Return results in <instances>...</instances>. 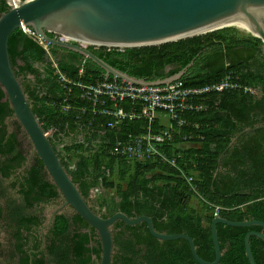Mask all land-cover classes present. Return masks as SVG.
<instances>
[{
  "label": "trees",
  "instance_id": "1",
  "mask_svg": "<svg viewBox=\"0 0 264 264\" xmlns=\"http://www.w3.org/2000/svg\"><path fill=\"white\" fill-rule=\"evenodd\" d=\"M9 7L7 0H0V14ZM262 43L261 37L245 33L237 26H224L154 45H89L107 62L137 77L165 78L191 62L180 78L186 86L218 82L231 72L232 80L241 85L259 87L256 95L242 87L211 91L198 99L206 108L183 112L187 124L179 128L167 147L170 155L177 156L180 168L162 160L129 159L110 151L116 139L128 133L146 132L149 122L146 117H138L109 128V115L81 109L89 102L79 97L80 87L74 83L65 87L56 69L85 84L114 78L106 76L105 70L92 59L52 44L48 49L53 59H47L46 49L21 28L10 34L8 49L35 113L51 134L73 180L85 198L91 200V206L98 212V207H104L101 213L105 216L117 210L132 217L151 215L157 230L189 233L199 254L213 260L214 205L221 206L219 215L233 220H264V127L243 133L223 153L238 132L264 122ZM67 104L69 108H65ZM13 113L0 83V222L10 234L6 248L0 241L5 264H99V233L75 210L55 216L41 248L38 227L45 218L37 213L38 205L62 196V192L37 152L20 170L27 161V150L20 138L22 126L12 117ZM163 127L157 118L150 129L157 132ZM70 131H84L85 140L66 141L60 151L57 143ZM187 133L193 134L190 141L201 144L180 146L187 141ZM94 139H98V144H86ZM69 152L78 156L74 166L69 163ZM182 170L194 176L201 196L192 189ZM101 186L115 189L118 197L101 194L93 199L91 190ZM192 196L199 198L200 209L190 203ZM217 228L222 249L218 264H251L245 236L252 229L264 231V226L219 222ZM113 234L112 264H201L194 258L186 238L161 240L151 233L146 221L131 225L119 219ZM250 242L256 264H264V240L252 234Z\"/></svg>",
  "mask_w": 264,
  "mask_h": 264
},
{
  "label": "water",
  "instance_id": "2",
  "mask_svg": "<svg viewBox=\"0 0 264 264\" xmlns=\"http://www.w3.org/2000/svg\"><path fill=\"white\" fill-rule=\"evenodd\" d=\"M7 2L9 9L0 14V83L14 110L13 117L20 122L32 142L33 151L39 154L50 178L65 197L63 204L52 211L50 222L65 205H71L99 233L102 243L99 264H112L115 246L113 226L119 219L131 225L146 221L151 233L161 240L186 238L194 258L201 264L220 262L222 249L217 228L219 222L230 225L264 226V220L261 219L233 220L219 214L215 215L211 223L215 258L208 260L199 254L189 233L159 231L155 228L151 215L141 214L132 217L123 210H117L105 216L95 210L63 164L51 141V134L43 128L13 68L8 49L10 34L22 25H29L52 45L72 49L85 58L92 59L105 70L106 76L114 75L136 84H166L180 79L191 62L165 78L147 79L131 75L110 64L89 45L114 47L154 45L205 33L231 25L233 21L242 20L257 32L254 35L262 38L264 56V0H17L15 4H12V0ZM60 36L69 40H64ZM46 58L51 59L49 52H46ZM259 127H264V122L242 129L231 139L223 153L243 133ZM252 234L264 240V231L252 229L245 236L246 253L251 264H256L250 242Z\"/></svg>",
  "mask_w": 264,
  "mask_h": 264
},
{
  "label": "built area",
  "instance_id": "3",
  "mask_svg": "<svg viewBox=\"0 0 264 264\" xmlns=\"http://www.w3.org/2000/svg\"><path fill=\"white\" fill-rule=\"evenodd\" d=\"M16 2L17 0H12V4ZM21 29L40 43L50 54L48 46L51 43L40 32L29 25H22ZM60 37L69 40L64 36ZM51 59H53L52 55ZM54 64L57 66L56 62ZM56 71L59 73L60 81L65 87L67 83H74L80 87L79 97L89 102V106L81 108L83 111L88 109L93 113L110 116V119L106 122L107 127L115 128L127 119L138 117L148 119L149 124L146 132L128 133L125 137L116 139L110 148L113 154L136 160H162L178 168L180 167L177 156L170 155L167 147L173 142L179 128L187 124L183 112L206 108L205 103L198 101L199 97L205 96L206 93L211 91L220 92L237 87H242L244 91L255 95L260 92L258 86L241 85L239 82L232 80L231 72L227 73L218 82L201 86H186L181 79L166 84H136L118 77L112 79L105 77L95 83L85 84L68 77L58 67ZM82 71L83 68L81 67L80 72ZM69 107V104L65 105V108ZM159 112L166 113L171 122L159 131L152 132L150 129L151 123L157 119ZM192 137V133L184 135L187 141H190ZM182 172L192 189L200 195L194 183V176L187 174L184 170ZM220 208L221 206L214 205L216 215H218Z\"/></svg>",
  "mask_w": 264,
  "mask_h": 264
},
{
  "label": "flooded vegetation",
  "instance_id": "4",
  "mask_svg": "<svg viewBox=\"0 0 264 264\" xmlns=\"http://www.w3.org/2000/svg\"><path fill=\"white\" fill-rule=\"evenodd\" d=\"M20 78V77H19ZM21 80V79H20ZM12 117H13V115H12ZM15 118V117H14ZM10 120V117H8L7 118V121H9ZM11 130V129H10ZM22 132H24L25 133V135L27 136V139H28V142H27V144L26 145H24L25 146V149L27 150V161H26V163L24 164V166H22L21 168H20V170L21 169H23V167H25L29 162H30V160L32 159V157L34 156V154H35V151H33V145H32V142H31V140H30V138L28 137V135H27V133L25 132V130L22 128V131H21V133ZM79 133H82L83 135H84V131H81V132H78V131H70L69 132V134L67 135V134H65V135H63V137H62V140H59V142H62V141H66L67 140V137H71L72 138V136L73 135H76V134H79ZM65 201V197L63 196V194H62V196H60V197H58V198H56V199H54V200H52V201H49V202H41L39 205H38V207H39V209L40 210H37V213H39L40 214V216L41 217H44L45 219L42 221V223L39 225V227H38V231H39V234H38V236L40 235L41 236V239H42V243H41V248L43 247V245H44V240H45V232H46V230L52 225V223L54 222V219H55V216L58 214V213H61V212H64V213H67V214H70V213H72L73 211H74V209H73V207L71 206V205H69V204H67V205H65L59 212H57L56 214H55V216H54V218H53V220L50 222V215H51V213H52V211L56 208V207H58L59 205H61V204H63V202ZM2 202V199L0 198V203ZM50 202H52V203H54V202H60V204L58 205V206H56L50 213H48L47 212V209H46V205L48 204V203H50ZM89 203L90 204H92V202H91V200H89ZM50 222V223H49ZM49 223V225H47ZM0 227L1 228H6L7 229V237H6V241L5 240H3L2 239V237H1V235H0V241L2 242V247L4 248H6L9 244L7 243L8 242V237L10 236V234H9V230H8V228L6 227V225H4V223L1 221L0 222ZM32 235H30V237H31ZM5 241V242H4ZM0 264H5V260L4 259H0Z\"/></svg>",
  "mask_w": 264,
  "mask_h": 264
},
{
  "label": "rangeland",
  "instance_id": "5",
  "mask_svg": "<svg viewBox=\"0 0 264 264\" xmlns=\"http://www.w3.org/2000/svg\"><path fill=\"white\" fill-rule=\"evenodd\" d=\"M227 26H237L240 30H242L243 32H245V33H250V34H254L253 32H251V31H249V30H247V29H245V28H242V27H240V26H238V25H236V24H231V25H227ZM221 28V27H220ZM20 138H21V140H22V142H23V144L24 145H26L27 144V142H28V139H27V136L25 135V133L24 132H20ZM84 141L85 140V135H83L82 133H79V134H76V135H73L72 136V138L71 137H67V140L66 141ZM65 140L64 141H62V142H58L57 143V149H59L60 151H62L63 150V146H64V144H65V142H66ZM97 141H98V139H94L93 141H91V142H89V141H86V144L87 145H92V146H94V144H98L97 143ZM71 154H72V156L74 157H72L71 156ZM72 157V158H71ZM68 159H69V163H71V165L72 166H74L75 165V162L77 161V159H78V156H76V155H74L72 152H69L68 153ZM101 194H106V195H108V197H118L117 195H116V193H115V189H113V188H110V187H99V188H93L92 190H91V197L93 198V199H95V198H99V196L101 195ZM190 203L193 205V206H195V207H197L198 209H200V207H201V202H200V200H199V198L198 197H196V196H192L191 198H190ZM60 204V202H54V203H52V202H50V203H48L47 205H46V209H47V212L48 213H50L56 206H58ZM98 210L100 211V212H103L104 211V207H102V209H99V207H98ZM0 235H1V237H2V239L3 240H5L6 241V237H7V229L6 228H1L0 227ZM4 241V242H5ZM4 257H3V255L0 253V259L2 260Z\"/></svg>",
  "mask_w": 264,
  "mask_h": 264
},
{
  "label": "crops",
  "instance_id": "6",
  "mask_svg": "<svg viewBox=\"0 0 264 264\" xmlns=\"http://www.w3.org/2000/svg\"><path fill=\"white\" fill-rule=\"evenodd\" d=\"M158 120L164 125H169L170 124V117L164 113V112H159L158 114ZM201 143L198 141H183L180 143V146L183 147H188V146H199Z\"/></svg>",
  "mask_w": 264,
  "mask_h": 264
},
{
  "label": "bare ground",
  "instance_id": "7",
  "mask_svg": "<svg viewBox=\"0 0 264 264\" xmlns=\"http://www.w3.org/2000/svg\"><path fill=\"white\" fill-rule=\"evenodd\" d=\"M231 24H236V25H238L242 28H245V29H247V30H249L255 34L257 33L253 28H250V26L242 20L233 21V22H231Z\"/></svg>",
  "mask_w": 264,
  "mask_h": 264
}]
</instances>
